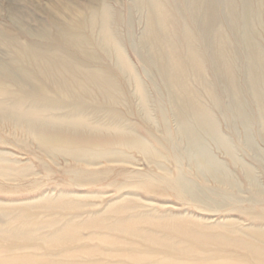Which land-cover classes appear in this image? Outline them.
<instances>
[{
	"label": "bare ground",
	"instance_id": "1",
	"mask_svg": "<svg viewBox=\"0 0 264 264\" xmlns=\"http://www.w3.org/2000/svg\"><path fill=\"white\" fill-rule=\"evenodd\" d=\"M254 1L241 0L240 6L234 0L131 1V6L144 14L142 37L136 41L139 49L138 52L135 50L137 59L144 73L150 75L158 85V95L164 97L166 106L148 94L147 85L140 78L125 47L128 45L124 43L123 31L128 34L132 27L131 6L123 15L124 12L107 0H98L88 12L69 11V21L61 26L57 37L58 45L65 47L68 53L40 48L36 44L26 46L19 52V57L28 64L22 73L31 86L26 87L7 73L4 78L7 81L0 78V95L16 99L9 105L0 102L1 117L11 119L24 129L39 153L62 157L70 163L63 170L67 182L64 185L72 183L79 186L76 189L83 191L87 187L104 188L111 183L106 174L114 166L107 162H128L132 153H141L153 163L155 170L147 174L128 170L122 165L125 178L129 179L123 186L161 198L173 193L176 200L190 201L191 204L211 205V201L212 206L221 207L225 204L224 197L235 201L222 191L224 194L218 195L217 199H211L206 192L199 191L196 183L185 176L181 162L186 161L200 176L211 177L217 182L216 185L238 187L231 170L211 151L209 140L234 164L241 165L250 182L254 180L250 167L240 163L241 156H235L236 149L231 140L220 132L213 111L216 108L223 109L224 114L228 111L236 113L245 130L251 121L264 128V52L258 46L254 27L256 21L264 24V10L260 12L257 4L254 6ZM220 2L226 9L223 16L218 10ZM182 4L184 10L181 9ZM222 20L230 24L227 28L231 32L229 36L236 39V43L240 42L241 48L238 50L229 40L228 33L222 30L219 24ZM71 49L76 51L78 59L74 60L71 56ZM90 63L95 65L88 67ZM205 69L209 72L207 77L203 73ZM3 86L12 87L17 94L3 93ZM129 86L133 87L137 98L138 111L131 106L133 94L129 93ZM50 94L55 96L51 97ZM66 97L72 99L74 115L60 117L47 114L62 102L60 98ZM224 97L228 99L226 103ZM120 102H124L125 111L138 113L139 121H134L132 127L125 126L131 124H127V120L124 123L116 109ZM250 102L251 106L256 107L255 110L249 105ZM88 106L93 109L105 108L110 122L107 125L90 123L89 118L82 114ZM152 111L158 116L157 121L152 117ZM167 112L175 120V134L167 125ZM152 124L161 127L165 133L163 138L170 141V148L150 133L148 128ZM244 138L246 146L252 147L253 142ZM181 140L183 146L177 143L181 144ZM161 159L169 161L171 168L165 167L159 161ZM8 162L7 158L1 157L2 180L19 181L22 176L34 174L29 165L18 161H13L17 165ZM78 163L84 165L85 171H96L102 166L105 169L88 173L94 176L80 175L72 167ZM44 170L46 174L51 173L48 166ZM166 174L171 177L168 178ZM123 186L117 187L118 191ZM7 189L18 191L11 187ZM122 199L108 205L107 202L108 207L101 214L102 217L99 215L81 222L71 219L60 226H57V219L32 225L24 208L14 220L16 230L13 234L6 235L0 230V241H10L11 244L6 249H0L6 252L0 255V264L41 262L33 254L16 253V250L28 248H53L60 256L69 259L52 264H82L85 262L81 261L83 257L102 255L111 259L118 254L129 257L133 264H150V257L156 258L154 264H189V258L199 253L203 256L195 261L197 264H264V215L250 213L249 207L236 208L232 205L252 220L253 229L249 227L247 229L250 230L244 232L234 223H210L207 219L206 222H199L170 210L160 209L158 215L151 214L157 217L153 221L146 212L148 216L131 212L141 205L127 197ZM38 201L39 208L54 214L58 212L57 215H61V210L76 211L86 205L71 201L62 193L59 199L39 198ZM1 206L0 212H6ZM43 228L48 231L39 233ZM81 228H93L94 234H116L101 237L112 245L118 244L122 239L120 235L135 237L140 239L144 249L139 251L135 246L137 243L132 242L133 245L127 250L103 251L102 248L79 246ZM48 261L43 260V264Z\"/></svg>",
	"mask_w": 264,
	"mask_h": 264
},
{
	"label": "rangeland",
	"instance_id": "2",
	"mask_svg": "<svg viewBox=\"0 0 264 264\" xmlns=\"http://www.w3.org/2000/svg\"><path fill=\"white\" fill-rule=\"evenodd\" d=\"M107 1L114 7H117L122 12H124L123 15L127 13L128 8H130V6L132 5L131 2L132 0H107ZM255 1H254V6L256 7L257 4L259 11L263 13L264 0H255ZM97 2L98 0H0V78L4 81H7V79H4L7 73L15 77L19 81L23 82L26 85V87H30L31 86L30 82L27 81V79L23 76L22 73L23 69H26L28 64H26L19 57V52H21V49L22 48L24 49L26 46H31L36 44L40 48L58 49L62 53H68V50H66L65 47L58 45L57 37L61 32V26L69 21V18L71 16L69 11L80 12V13H83L85 11L88 12L91 8L96 6ZM234 2H236L238 6L241 5V0H234ZM181 9L182 10L185 9V6L183 4L181 5ZM136 10H137L136 8L131 6L130 12L132 15L133 22L130 30L132 32L129 30L130 34L129 33L127 34L125 33V31H123L124 43L128 45L125 47L128 50L131 61L134 64V67L136 68L140 78L147 85L146 89L148 91V94L151 97L156 98V101L159 104L162 103L164 106H166L164 97H162L160 94L158 95V89H157L158 85H156L151 80L152 77L150 75L144 73L142 66L140 65L137 59L138 56L137 52L139 49L136 41L137 40L140 41L142 37V31L144 27V14L143 11H138V10L136 11ZM218 10H219V14L223 16L224 11L226 10L223 2L219 3ZM238 10L240 11V9ZM219 24L220 26H222V30L228 33V36L231 35V32L227 29L230 24H227L225 20H222V22H219ZM254 27L256 30V34H255L256 41L257 43L259 41L258 46L264 52V24L263 22L258 23L256 21L254 23ZM179 31L180 30L178 29V32ZM231 38L232 37L229 36V40L234 44L235 47H237V50L238 48H241L240 42L236 43L235 41L236 39L233 38L231 39ZM129 46L131 47V49ZM69 53L71 54V56L74 57V60L78 59L77 58L78 54L76 53V51L71 49L69 50ZM94 65L95 64L90 63L88 64V67H93ZM203 73L205 74L206 77L209 76V72L207 69L203 70ZM1 87L2 86H0V88ZM3 87L4 88L2 89H4L5 91L3 93L17 94L12 87L10 86H3ZM128 89H129V93L131 95L133 94L132 95L133 100H131V106H133L134 108L136 107L135 109L138 111L139 110L137 105L138 102L136 96L134 95L133 87L129 86ZM50 96L54 97L55 95L50 94ZM249 99L250 98L248 96V100ZM60 100H62V102H60L58 106L53 107L54 109L49 111L47 114L53 116L58 115L60 117L66 115H70V116L74 115L75 111L72 107V101H71L72 99L66 97V98H60ZM223 100L226 103L228 99L224 97ZM15 101L16 99H14L13 97L7 95H0V102H3L6 105L14 103ZM150 103L152 104V102ZM151 104L150 107H152ZM249 105L251 106V102ZM251 108H253V110L256 109L254 105H252ZM116 109L121 113L124 123L127 120L126 123L131 124L130 126L125 124V126L132 127L134 121L137 122L139 121V118L137 117L138 113L136 111L134 114L125 111L124 102L118 103ZM213 111L219 122L220 132L225 134V136H227L231 140L234 149H236L234 152L235 156L236 157L238 156V158H240L239 156H241L240 163L243 162L244 164L250 167V171L254 176V180L250 182L244 175L243 169H241V165L239 163L234 164L228 156L223 154L221 150L216 149L213 143L210 142L209 140H208V145L211 151L218 159L224 162L228 170H231L230 172L231 174L233 173V177L236 183H238L239 185L238 187L230 188L227 186H221V185L219 186L218 184L216 185L217 182L212 180L211 177L200 176L201 174H198L196 170L192 168L191 165H189L186 161H182L181 166L185 176L188 179L192 180L194 184L196 183L195 186L197 187V189L204 193L206 192L207 196L209 195L211 199H217L219 198L218 195L221 196L225 193L224 195H228V197H231L232 199L235 200V201H231L224 197L225 204H223L221 207L212 206L213 202L211 201H209L211 205L202 204V203L191 204L190 201L180 202L174 198L173 193H170L165 198L151 196L149 193L148 194L144 193L140 189L128 188L123 186L124 183L129 181V179L125 178L124 175L125 169L122 168V165L126 167L128 170L147 173V174L150 173L152 174V172L155 170L153 163L150 162V160L141 153H132V157H130L128 162H119V161L107 162L108 164L110 165L113 164L114 166L106 174V178L111 183L110 185H107L104 188L87 187L86 191H83L76 189L75 187H79V186H76L72 183L64 185V183L67 182H65L66 176L63 174V170L70 163L62 157H54L39 153L38 148L32 142L31 138L24 131V129L18 126L15 122H12L11 119H3L0 114V159L1 157H5V159L7 158V161H9L8 163L10 164L12 163L17 165L16 163H13V161H18L19 163H24V165L26 166L29 165L30 170L33 171L34 173L33 175L30 176L26 175L20 177L21 179L19 181L2 180L0 177V190H1L0 204H2L1 206L2 209L7 210L6 212L3 211L2 213L0 212V230H3L6 235L13 234L16 230V227H14L15 226L14 220L17 218L19 211L24 210V208L27 209L26 214L28 215V217H30L28 220L31 222L32 225L34 223L42 224L41 222H46V220H48L47 222H49L57 219L59 220L57 226H60L65 221L71 219L76 222L77 221L81 222V221H86L93 217L96 218L99 215L104 214L106 212L107 210L106 208L108 207L107 205L109 203L119 201L123 197H127V199L128 198L131 199L132 202L141 205L131 210L133 214H138V213H141L143 215L148 214L150 215L149 217L153 221H156L157 217H154V215L151 214L155 213L158 215L161 212V210L164 211L170 210L172 212L180 214L183 217L186 216L191 220H195L199 222H204V221L206 222L205 219H207V221L209 220L208 222L210 223L212 222H219V224L234 223V225L243 228L242 231L244 232L253 229L252 220L249 219L247 216L241 214L237 209H235V207L236 208L249 207L250 213L264 215V157H263L264 128L260 126V124H257L256 121H251L248 124L249 128H246L245 130L242 127L243 125L239 121L240 118L236 113L234 112L231 113L232 111L231 112L228 111L229 113L227 112V114H224L222 113L223 109L218 110L216 108H213ZM151 113L154 120L156 119L155 121H157L158 116L153 111ZM82 114L87 118H89L90 123L97 122V124L107 125L110 122V117L105 108L93 109V107L88 106L82 112ZM166 114L168 119L167 125L171 133L175 134V130H176L175 120L173 117L170 116V113L167 112ZM225 117L227 119H225ZM232 123L234 124L232 125ZM157 126L158 125L152 124L151 127L148 128V130L153 136L157 137L165 145V147L170 148L169 146L170 141L168 140L166 141L163 138L165 133L161 131L162 129L160 126L158 127ZM140 130L143 132V129ZM244 136L247 137V139H249L248 141L251 140L254 146L253 145L252 147L246 146V143L244 141L245 139ZM177 143L179 146L184 145L183 140H181V144L179 142ZM258 154L261 156H259ZM159 161L163 163L165 167L169 169L171 168V163L169 161L165 159H161ZM45 166H48L51 170V173H47L48 175L45 173L44 170ZM83 166L84 165H82V163H78V164H74L72 167L77 171H79L80 175L82 174L89 175L88 174L89 172H96L105 169L104 166H102L103 168H99L96 171H85L83 170L84 168ZM89 167L87 168L88 170ZM89 176H94V175H89ZM166 176L168 178L171 177V175L168 174H166ZM5 183H7V185ZM120 186L123 187L119 188L120 190L118 191L117 187ZM7 187L8 188L11 187L18 191L15 190L11 191V189H7ZM209 191L211 192L209 193ZM221 191L224 193H222ZM61 193L64 194V196L67 199H70L71 201L76 200L77 202L80 203H86V205H83L82 207L76 209V211L61 210L60 211L61 215H57L58 212L54 214L38 207L39 198L41 199L46 198V200L59 199ZM73 195H76L78 197H73ZM132 202L131 204H133ZM234 202L235 205L233 204ZM240 202H242L243 204ZM232 205L235 207L233 208ZM145 212L147 214H145ZM138 224L143 227L146 226L143 223H138ZM249 227L250 229H247ZM47 231H48L47 228H43L39 231V233L47 232ZM92 232H94L93 228H81L80 241L77 244H79V246H87L90 249L102 248L103 251H109L112 249H119V248L121 250L123 249L127 250L130 249V247L133 245L132 243H137V245L135 246L139 251H142L144 249V246L140 245V239H137L135 237L132 238V237H126L120 235L122 239L118 241V244L112 245L101 239V237L104 235L116 236V234L107 233L100 235V233L94 234ZM123 238H125L126 240ZM9 242L10 241L8 242L0 241V249H6L7 247H9L11 245ZM16 253L18 254L30 253L35 255L36 258H40L41 262L37 260L36 262H33L34 264H40V263L43 264V260L44 261L49 260L44 264H52L57 261H69V259H65L62 256H60L58 252L53 248H28L23 250H16ZM5 254L6 252L0 251V255H5ZM150 255L152 256L154 254H150ZM155 256H159V255L156 254ZM202 256L203 254L199 253L196 256L190 257L189 264H194V263L197 264V262L195 261H198L199 260L198 258H201ZM150 258H151L150 261L152 262L149 263L154 264V260L156 258L155 257H150ZM82 260L85 261L82 264H90L91 262H94L93 264H97V262L99 264H105L108 261L109 263L113 262V264H133L129 257L126 258L120 256L119 254L115 255V257H112L111 259H108L102 255H91V256L83 257L81 261Z\"/></svg>",
	"mask_w": 264,
	"mask_h": 264
}]
</instances>
